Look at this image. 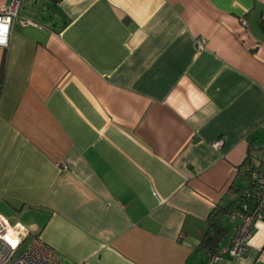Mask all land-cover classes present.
I'll return each instance as SVG.
<instances>
[{
  "label": "crops",
  "instance_id": "0c3cea01",
  "mask_svg": "<svg viewBox=\"0 0 264 264\" xmlns=\"http://www.w3.org/2000/svg\"><path fill=\"white\" fill-rule=\"evenodd\" d=\"M261 20L264 0H20L0 46V214L60 264H205L211 215L229 245L245 161L264 162ZM212 264H264V221Z\"/></svg>",
  "mask_w": 264,
  "mask_h": 264
},
{
  "label": "built area",
  "instance_id": "2783aa9c",
  "mask_svg": "<svg viewBox=\"0 0 264 264\" xmlns=\"http://www.w3.org/2000/svg\"><path fill=\"white\" fill-rule=\"evenodd\" d=\"M20 0H13L0 8V46L9 43L12 24L18 17ZM21 25L35 24L29 18L19 17ZM196 46L203 48L204 40L198 38ZM222 138L218 137L211 145L218 148ZM245 172L249 174L251 187L241 193L240 201L230 211V216L237 220L234 235L227 246L207 252L205 264L218 262L229 254L241 256L247 249L254 230L260 221H264V163L253 165L246 163ZM0 264H60L56 251L46 244L35 232L30 231L21 222H10L0 214Z\"/></svg>",
  "mask_w": 264,
  "mask_h": 264
},
{
  "label": "trees",
  "instance_id": "16d2710c",
  "mask_svg": "<svg viewBox=\"0 0 264 264\" xmlns=\"http://www.w3.org/2000/svg\"><path fill=\"white\" fill-rule=\"evenodd\" d=\"M261 27L264 29V20H261L260 22ZM246 163H250L249 160L245 161ZM244 162V163H245ZM264 163V162H263ZM252 164V163H251ZM262 164V163H261ZM258 164V165H261ZM246 175H248L249 180H250V176L248 173L245 172ZM250 184H251V180H250ZM252 185V184H251ZM250 185V187H251ZM232 210V209H231ZM230 210V211H231ZM229 211V212H230ZM224 212V209H218L217 211H215L212 215L211 218L212 220H214L211 224V226L208 228L207 233L205 234V237L202 241V245L203 247H205L207 249V252H215L217 250V248H219L220 246L218 245L219 243V239L221 237V235L223 234V229L218 226L215 223V220L217 219V217L219 215H221Z\"/></svg>",
  "mask_w": 264,
  "mask_h": 264
},
{
  "label": "rangeland",
  "instance_id": "374dc122",
  "mask_svg": "<svg viewBox=\"0 0 264 264\" xmlns=\"http://www.w3.org/2000/svg\"><path fill=\"white\" fill-rule=\"evenodd\" d=\"M228 218V217H227ZM227 218H225V220H227Z\"/></svg>",
  "mask_w": 264,
  "mask_h": 264
}]
</instances>
